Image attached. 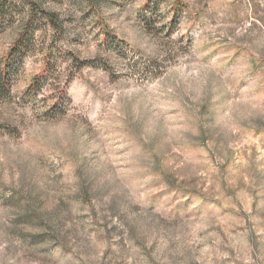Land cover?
<instances>
[{"label": "rangeland", "instance_id": "1", "mask_svg": "<svg viewBox=\"0 0 264 264\" xmlns=\"http://www.w3.org/2000/svg\"><path fill=\"white\" fill-rule=\"evenodd\" d=\"M34 1L58 29L0 96V264H264V0Z\"/></svg>", "mask_w": 264, "mask_h": 264}, {"label": "trees", "instance_id": "2", "mask_svg": "<svg viewBox=\"0 0 264 264\" xmlns=\"http://www.w3.org/2000/svg\"><path fill=\"white\" fill-rule=\"evenodd\" d=\"M25 4L28 8L27 12L23 13L25 18L23 29L16 41L9 47L8 52L0 59V96L8 97L10 87L14 78L18 75L21 69L22 61L28 53L30 38L34 37L33 25L38 23L39 18L44 19L51 28L58 29L56 15L41 10L34 0H0V25L7 19L13 20L12 8L16 4ZM13 6V7H12ZM1 27V26H0ZM3 30H0V34ZM43 76H36L29 84L24 93V98L34 99L36 93L40 91L41 81Z\"/></svg>", "mask_w": 264, "mask_h": 264}]
</instances>
